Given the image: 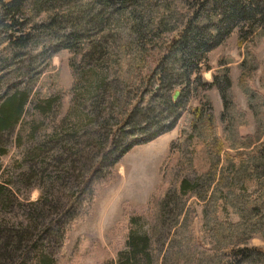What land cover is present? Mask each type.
I'll return each mask as SVG.
<instances>
[{"label": "rangeland", "instance_id": "1", "mask_svg": "<svg viewBox=\"0 0 264 264\" xmlns=\"http://www.w3.org/2000/svg\"><path fill=\"white\" fill-rule=\"evenodd\" d=\"M138 5L135 11L134 5L129 6L133 9L130 15L124 8L117 10L112 4L109 6L105 0L99 3L64 0L55 6L28 0L24 29L30 30L31 38L30 43L19 49L7 40L11 31L7 24L0 25V104L18 92L25 93L27 98L21 124L0 130V182L13 192L11 201L7 200L5 206L0 204V219L12 223L23 217L28 219L20 205L41 196L38 183L42 180L45 183L57 180L56 197L71 200L82 196L80 201L84 202L63 241L50 240L43 244L35 241L34 236L6 264H45L46 252L54 258L53 264H155L156 256L164 264L176 224L182 221L185 210L192 208L196 225L204 227L207 213L212 209L217 181L212 182L214 169L207 175L206 156L214 158V162L220 159L216 175L223 173L224 186L233 189L230 198L227 188L220 194L219 219L238 221L240 214L230 199L242 196L246 205L261 194L258 184L250 181V174L244 172L242 177L238 170L231 171L226 154L219 155L217 150L205 154L204 148L209 144L197 132L186 130L182 142L177 141L182 127L189 123L185 112L173 128L148 142L135 144L114 166L112 154L99 162L112 135L115 134V141L120 144L119 150L136 135L154 131L164 120L160 119V109L165 108V102L177 91L186 109L201 106L205 101L200 92L182 90L181 86L167 81L158 85L151 80L148 85L144 82L126 88L123 74L134 61L139 37L134 31L137 30L134 17L146 39V78L165 53V49L155 44L156 40L147 36L149 27L156 25V22L149 24L147 4ZM82 8L87 19L95 16L97 21L80 22ZM174 10L172 23L180 12L179 7ZM72 33L75 38L69 41L71 45L61 44ZM172 34L169 31L163 35L161 42L167 37L168 43ZM239 36L238 29H232L208 53L211 69H204L202 78L210 83L214 73L225 66L230 68L237 107L244 112L241 118L247 123L240 127V135L251 140L256 138V121L248 109L243 86L247 83L264 93V39L249 41L254 58L247 60ZM155 85L157 91L152 95ZM203 93L212 100L207 112L215 114L221 136L225 137L222 119L226 107L219 87ZM140 97L143 98L140 107L134 109ZM38 112L41 118L35 119ZM94 167L98 168V177L91 197L89 188L84 193L82 185ZM74 170L75 175L69 176ZM184 180L190 183L186 188ZM261 212L260 209L258 214ZM143 238L146 250L137 249L134 257L131 248ZM247 245L264 247V239L256 235Z\"/></svg>", "mask_w": 264, "mask_h": 264}, {"label": "trees", "instance_id": "2", "mask_svg": "<svg viewBox=\"0 0 264 264\" xmlns=\"http://www.w3.org/2000/svg\"><path fill=\"white\" fill-rule=\"evenodd\" d=\"M27 1L0 0V25L7 24L10 28L11 31L7 34V40L12 44V47L17 49L24 47L27 42L30 43L31 32L24 29ZM37 1L40 4L55 6L56 3L64 0ZM97 1L99 3L103 0ZM105 1H108L109 6L112 4L117 10L124 8L130 15L133 14V9H130L129 6L134 5L135 11L139 7L138 3H146V9H149V15L152 18H150L149 24L156 22L154 27H149L147 36L154 41L156 40L155 44H158L159 49H165V53L156 61L153 72L146 78L147 74L144 73V67L148 62L144 50L146 39L143 33L138 30L139 23L134 17V26L137 29L134 31L138 33L139 37L135 42L137 50H134V61L130 64L129 70L127 69L126 73L123 74L126 88L144 82V85H148L151 80L157 82L158 85L167 81L169 84L181 86L182 90L193 91L194 89V91L200 92V96H203L205 101L201 106H191L186 109L187 105L181 104V97L177 96V98L174 94L170 100L165 102V108L160 109V119L164 120L163 122L160 120L161 123L154 131H150L147 135L144 133L139 136L136 135L137 137L131 138L119 150L118 145L120 144L115 141V134L112 135L99 162L101 163L105 156L112 154L111 165L114 166L135 144L148 142L160 133L173 128L180 116L184 112L187 113L186 118L189 123L182 127L177 141L182 142L187 134L186 130L193 131L192 133L197 132L198 136H203V139L209 144V147L204 148L205 154L216 150L219 155L220 152L226 154V161L229 162L231 171L238 170L242 177H244L242 174L244 172L250 174V181H255L258 184L261 194L246 205H243L242 196L231 197V202L236 204L240 214L238 221L229 222L219 219L217 208L220 194L227 188L230 198L233 189L224 186L225 177L223 173L221 175L220 172L219 175H216L215 169H217L220 159L214 162V158L206 156L207 160H204V163L206 164L207 175H211L214 169L215 174L211 178L212 182L217 181L213 190L212 209L207 213L204 227L196 225L197 218L192 208L185 210L182 221L176 224V231L168 246L164 264H264V247L247 245V242L256 235H261L264 239V141H261L264 135V93L249 87L247 83L243 86L247 96L248 109L252 111L256 121V138L246 140V137L240 135L239 131L240 127L247 123L241 118V114L244 112L239 111L237 107L232 89L233 79L230 68L225 66L214 73L213 81L210 83H206L202 78L203 70L211 69L206 56L218 46L223 36L229 34L234 28L239 31V45L244 48L247 60L254 58V50L249 41L264 39V0ZM176 7H179L180 12L177 14L175 23H172ZM83 10L82 8L79 13L80 22L84 23L86 20L93 21L94 19L93 22L97 21L95 16L87 19V14ZM67 11L70 13V10ZM57 18L59 19L58 16ZM169 31L173 32L169 42L167 43L169 39L167 37H164L165 41L161 42L163 35ZM74 38L75 35L72 33L66 37L68 41L65 40L61 44H67L69 47L71 45L69 41ZM166 43L167 45H165ZM122 50L125 51V46L122 47ZM242 80H246V76H242ZM214 86L219 87L221 98L226 107L222 119L225 137L221 136L222 133L215 114L207 112L208 108L212 107V100L203 92ZM156 91L157 85L153 87L151 94L153 95ZM142 100L143 98L140 97L134 109L140 107ZM26 101V94L18 92L1 102L0 130H8L21 124L20 118L24 112ZM40 114L41 112L35 113V119H40ZM148 114L152 117L151 112ZM189 134L192 136L191 133ZM71 149L69 148V152ZM235 164L238 166L236 167ZM97 171L98 168L96 167L91 169L88 180L82 185L84 193L85 189L89 188V196L91 197L97 182ZM75 172L76 170L70 171L69 176L75 175ZM45 182L42 180L41 183L40 181L38 183L41 188V196L36 201H27L26 204L20 205L27 212L28 219L23 217L20 221L16 219L13 223L10 220L0 219V261L5 262L4 264L8 260L10 261L17 251L23 250L24 243L34 240V236H36L35 241H42L43 244L50 240L60 243V240L63 241L65 237L68 226L76 220L80 206L84 204L83 201H80L82 196H77L71 200L56 197L57 180L51 179L49 182ZM189 184L186 180L183 181L184 188ZM12 195V189L6 183L0 182V204L5 206ZM237 199L238 201H236ZM80 203L82 204L78 205ZM259 208L262 210L260 214H258ZM56 236L59 239L58 242H56ZM25 245L28 246L29 244ZM145 245L146 240L144 238L139 239L130 252L136 257L135 251L139 248L146 250L144 249ZM42 249H45L43 245ZM3 251L4 254H2ZM28 257L26 256V258ZM151 259L154 260L153 257ZM48 260H51L49 264H53L54 258L46 252L43 262L46 264ZM160 261V257L156 256L155 264H160Z\"/></svg>", "mask_w": 264, "mask_h": 264}, {"label": "water", "instance_id": "3", "mask_svg": "<svg viewBox=\"0 0 264 264\" xmlns=\"http://www.w3.org/2000/svg\"><path fill=\"white\" fill-rule=\"evenodd\" d=\"M178 96V91L175 93V97H177Z\"/></svg>", "mask_w": 264, "mask_h": 264}]
</instances>
